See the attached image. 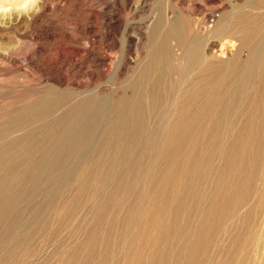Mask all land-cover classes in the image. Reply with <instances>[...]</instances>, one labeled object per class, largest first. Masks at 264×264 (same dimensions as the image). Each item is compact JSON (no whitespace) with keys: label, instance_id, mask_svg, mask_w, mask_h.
<instances>
[{"label":"bare ground","instance_id":"6f19581e","mask_svg":"<svg viewBox=\"0 0 264 264\" xmlns=\"http://www.w3.org/2000/svg\"><path fill=\"white\" fill-rule=\"evenodd\" d=\"M98 1L102 16L119 23L124 19L117 11L132 0ZM23 2L0 0V27L23 23L46 4L35 0L27 12L12 7ZM168 2L170 12L158 20L160 56L171 68L172 86L187 84V90L176 92L165 112L167 103L160 99L144 105L141 100L142 116L150 119L132 118L147 129H164L151 135L145 128L108 129L109 138L103 144L97 139L100 145L54 195L51 208L45 180L38 228L26 226L22 249L12 247L9 264H264V0ZM148 6L150 0H136L130 9L137 13ZM129 21L122 54L104 55L102 66L133 80L146 64L142 54L158 22ZM88 27L94 31L93 24ZM83 40V48L94 41ZM82 70L75 69L76 77L89 83L90 70ZM129 111L125 106V121Z\"/></svg>","mask_w":264,"mask_h":264},{"label":"rangeland","instance_id":"374dc122","mask_svg":"<svg viewBox=\"0 0 264 264\" xmlns=\"http://www.w3.org/2000/svg\"><path fill=\"white\" fill-rule=\"evenodd\" d=\"M51 1L46 0L47 5L45 4V8L30 15L32 17H26L27 20H23V23L0 27V264H9L12 259L10 257L12 253L9 256V252H12L14 248L22 249L28 224L38 228L43 210L40 203L44 205V202H46L42 196L45 180L48 187L47 202L51 208L53 206L51 204H55L54 200H57L58 195L61 194L62 188L68 187L72 176H74L73 174L92 157L96 144H103V141L109 138L108 134L111 131L118 133V129L120 130L122 127L131 128L134 131L136 128H145L148 131L147 134L150 133L151 135L155 130L164 129H147V127L135 123L143 118H148L142 116L143 112L140 110L139 105L141 104L139 103L142 102L144 105L148 101H155V98L160 99L158 100L159 104L163 103L164 105L167 103L166 110L163 108V112H165L169 109L171 99L173 100L175 93L179 92L182 95L187 90V84L181 83V85L178 84L179 86H172L169 76L171 68L160 56L162 55L161 50L164 48V41L163 37L161 38L163 31L158 20L164 17L166 12H170L169 0H150V6L137 13L130 9L131 5L133 6L136 2V0H132L121 13L118 11L116 13L123 17L124 22L130 20V23L133 22L136 25L144 24L149 20H154V22L157 20L156 23L158 22L156 26L154 24L155 28L152 30V35L142 54V57L147 60L145 62L146 66L144 65L141 68L140 75L133 80L123 78L115 69L114 71L102 66L107 64L104 55L117 54V56H120L122 54L121 43L124 22L115 23L109 16L106 18L102 16L101 8L103 6L98 0H53V4V1ZM34 2L35 0H31L30 8ZM117 4H119L116 6L117 8L122 5L120 1ZM27 9L28 7L26 9L18 8L22 12H27L29 10ZM28 18L30 19L28 20ZM92 24L94 31L88 27ZM83 28L88 29V34H83ZM68 36L72 40H69ZM170 36L171 33L168 37ZM85 37L94 40L91 43L92 45H88L87 48L82 46L86 41L83 40ZM8 39L11 40V43ZM7 45L10 47L13 45V48L11 47L10 50ZM80 61L83 63H80ZM102 68L108 70L102 72L100 70ZM75 69L76 71L83 69V72H89L90 70L89 73L92 74L93 78L90 82L92 83H82V78L76 77L77 72ZM73 75L74 77H72ZM192 79H196L195 75ZM77 80H80V83ZM104 90L105 92H103ZM159 94H162L161 97ZM127 100H131L128 102L130 104L126 102ZM125 106L126 109L131 110L127 122L124 118ZM134 114L136 116L140 114L141 118L134 116ZM122 118L123 120H120ZM132 118L136 121L134 122ZM128 121L133 123L130 124ZM108 129H110V132ZM98 138H100L99 142L102 141L100 144L97 141ZM75 145L77 148H75ZM68 160L70 162L74 160V162L70 164ZM67 172L69 173L68 176ZM18 182H20V185ZM56 193H59L56 195L57 197L54 196Z\"/></svg>","mask_w":264,"mask_h":264},{"label":"clouds","instance_id":"9594fccd","mask_svg":"<svg viewBox=\"0 0 264 264\" xmlns=\"http://www.w3.org/2000/svg\"><path fill=\"white\" fill-rule=\"evenodd\" d=\"M30 3H31V0H25V2L20 3V4H16V5H12V7H16V8H27V7H29ZM7 9L8 8L5 7V8H3V11H6Z\"/></svg>","mask_w":264,"mask_h":264}]
</instances>
